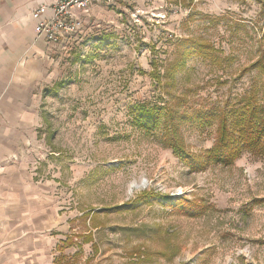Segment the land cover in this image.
Wrapping results in <instances>:
<instances>
[{"label":"rangeland","instance_id":"374dc122","mask_svg":"<svg viewBox=\"0 0 264 264\" xmlns=\"http://www.w3.org/2000/svg\"><path fill=\"white\" fill-rule=\"evenodd\" d=\"M189 41L210 53L188 58L167 80ZM49 46L51 69L31 105L35 123L10 161L27 162L44 194L54 258L62 247L67 264H264V153L192 172L163 145L164 118L147 131L140 117L168 106L213 114L206 124L182 126L188 149L203 154L216 142L224 109L242 100L264 105L257 65L264 0L100 3L78 36ZM144 192L159 197L133 206ZM182 198L204 214L178 213Z\"/></svg>","mask_w":264,"mask_h":264},{"label":"crops","instance_id":"0c3cea01","mask_svg":"<svg viewBox=\"0 0 264 264\" xmlns=\"http://www.w3.org/2000/svg\"><path fill=\"white\" fill-rule=\"evenodd\" d=\"M52 0H0V264H55L50 212L19 157L36 120V84L51 69V48L32 13ZM28 168V167H27Z\"/></svg>","mask_w":264,"mask_h":264},{"label":"trees","instance_id":"16d2710c","mask_svg":"<svg viewBox=\"0 0 264 264\" xmlns=\"http://www.w3.org/2000/svg\"><path fill=\"white\" fill-rule=\"evenodd\" d=\"M210 50L208 46L195 44L194 41L180 46L178 59L166 69L165 78L167 80L174 78L185 67L188 58L206 56ZM257 65L264 71V58H261ZM242 101L232 108L224 109L219 114L216 142L212 149L203 154H194L188 149L182 134V126L187 121L206 124L216 117L213 114L203 111L192 115L180 114L172 106H168L165 110H149L140 117L142 126L147 131L152 130L163 117V145L171 149L174 155L189 166L192 172H197L211 164L231 166L246 151L264 153V105H259L253 100H245L242 106ZM158 197L155 193L144 192L132 205L147 204ZM166 199L171 202L170 197ZM177 204L174 209L190 217L201 216L205 212V209L196 201H188L186 198L179 199ZM72 243L71 239H67L64 247H71ZM58 250L61 256L55 259L54 263L67 264L63 255L64 249L61 247Z\"/></svg>","mask_w":264,"mask_h":264},{"label":"built area","instance_id":"2783aa9c","mask_svg":"<svg viewBox=\"0 0 264 264\" xmlns=\"http://www.w3.org/2000/svg\"><path fill=\"white\" fill-rule=\"evenodd\" d=\"M116 1L118 0H52L50 5L35 9L32 18L38 22V36L49 45L59 46L83 31L91 7ZM134 17L139 19L140 12ZM166 18L165 14L157 17L160 23H165Z\"/></svg>","mask_w":264,"mask_h":264},{"label":"bare ground","instance_id":"6f19581e","mask_svg":"<svg viewBox=\"0 0 264 264\" xmlns=\"http://www.w3.org/2000/svg\"><path fill=\"white\" fill-rule=\"evenodd\" d=\"M135 188H140L137 184H135Z\"/></svg>","mask_w":264,"mask_h":264}]
</instances>
